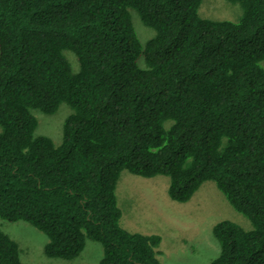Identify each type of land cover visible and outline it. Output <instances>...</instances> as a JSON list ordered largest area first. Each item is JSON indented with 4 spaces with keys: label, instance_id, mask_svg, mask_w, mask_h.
<instances>
[{
    "label": "trees",
    "instance_id": "1",
    "mask_svg": "<svg viewBox=\"0 0 264 264\" xmlns=\"http://www.w3.org/2000/svg\"><path fill=\"white\" fill-rule=\"evenodd\" d=\"M225 1L236 21L201 0H0V219L42 232L48 258L88 239L98 264H159L160 237L119 224L120 172L167 177L177 203L212 181L251 229L216 223L210 264H264V0ZM61 104L54 145L33 114ZM0 264H22L1 230Z\"/></svg>",
    "mask_w": 264,
    "mask_h": 264
},
{
    "label": "rangeland",
    "instance_id": "2",
    "mask_svg": "<svg viewBox=\"0 0 264 264\" xmlns=\"http://www.w3.org/2000/svg\"><path fill=\"white\" fill-rule=\"evenodd\" d=\"M239 9L238 5L225 0H201L198 14L211 20L236 21ZM129 12L143 45L154 32L141 24L134 11ZM64 55L75 72V58L69 52ZM262 66L264 68V63ZM69 113L66 104H61L52 115L34 112L35 135L47 136L58 145L62 123ZM168 184L167 177L143 178L123 170L115 188L116 204L121 211L120 226L130 233L159 236L160 244L156 248L159 264H210L219 252L212 227L220 221H231L245 230L251 229L250 222L230 206L214 182H203L185 203L169 198ZM0 230L17 244L22 264H98L102 257L101 245L87 239L82 253L73 260L48 258L43 254L45 235L30 224L0 219Z\"/></svg>",
    "mask_w": 264,
    "mask_h": 264
}]
</instances>
